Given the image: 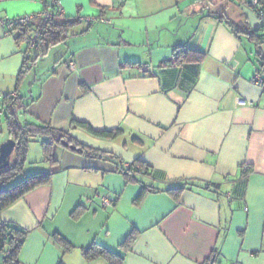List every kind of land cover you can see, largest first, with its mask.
Wrapping results in <instances>:
<instances>
[{"label":"crops","instance_id":"0c3cea01","mask_svg":"<svg viewBox=\"0 0 264 264\" xmlns=\"http://www.w3.org/2000/svg\"><path fill=\"white\" fill-rule=\"evenodd\" d=\"M47 1L64 11L55 23H75L64 42L32 53L18 118L108 155L56 145L48 162L41 142L30 144L24 169L52 173V182L1 213L27 232L18 264H109L83 258L94 244L123 264H204L213 255L215 264H264V90L255 81L264 43L257 48L216 18L261 29L246 0ZM43 9L42 0H0V95L15 94L26 49L2 21ZM179 48L204 59L178 63ZM237 97L253 106H236ZM75 122L123 134L104 139ZM136 162L149 175L129 181L120 165ZM189 183L197 186L181 188ZM105 197L114 203L104 206Z\"/></svg>","mask_w":264,"mask_h":264},{"label":"trees","instance_id":"16d2710c","mask_svg":"<svg viewBox=\"0 0 264 264\" xmlns=\"http://www.w3.org/2000/svg\"><path fill=\"white\" fill-rule=\"evenodd\" d=\"M246 3L251 8L252 4L250 3V0H246ZM44 4V7L53 9V11H56L58 7V3L55 1L50 4L47 0H44ZM56 18H59V16H56L46 25V29L41 41L35 48L37 49V47L42 44L43 48L46 49L43 55H45L47 50L51 47L64 42L67 39L70 25L75 23L68 21L62 24H57L55 23ZM216 18L219 21L224 22L236 36L245 37L250 42H254V44L257 45V48H259V45L264 43V33H262V35L259 33L260 30L264 32V26L261 25V29L256 30L243 29L237 23L223 15H216ZM34 29V24L18 28L19 36L16 38L17 42L19 44L24 42L25 39L31 35ZM174 55L178 63H183L186 60L202 61L204 59V54L202 53L193 50L186 51L180 48ZM29 62L30 66L28 67L23 64L22 73L18 77V88L15 92L17 96L13 97L12 94L0 95V109L3 111L9 138L14 139L17 143L14 151V162L11 160L10 166L0 171V251L5 254L4 264H18V257L24 245L27 232L13 224L2 222V211L16 203L29 192L40 186L49 185L52 182V173L45 172L29 174L16 181V178L21 174L26 164L30 144L34 141H40L43 148L44 160L48 162H53L52 151L56 145H62L66 148L72 149L73 151L85 154L90 157H103L108 155L78 143L68 133L54 129L49 125L21 123L18 116L25 104L22 102L21 97L19 96V86L27 70L29 71L36 63V59L34 60V58H31ZM258 72L264 76V58L262 59V64L258 69ZM73 126L83 128L97 137L109 140H115L123 134L122 129L111 131H95L88 124L80 122L73 123ZM125 164L126 163H122V166L120 165V171L129 181L137 180L136 176L138 175H149V168L142 162L129 164V167L127 168L124 167ZM243 169L247 173L250 172L249 166L243 167ZM186 185L197 186V184L189 183L181 185V188L186 187ZM177 189L179 190L180 188H173L169 191H176ZM84 211L85 209L80 206L74 211L72 217L77 220L81 217ZM55 238L66 252L72 251L74 249V247L64 238L60 236H55ZM132 240L133 238L129 237L126 245H129ZM82 256L87 262H92L100 257H103L108 260L109 264H123V259L117 254L110 252L96 244L88 248H84L82 250ZM204 264H215V256L213 255L211 258L206 260Z\"/></svg>","mask_w":264,"mask_h":264},{"label":"built area","instance_id":"2783aa9c","mask_svg":"<svg viewBox=\"0 0 264 264\" xmlns=\"http://www.w3.org/2000/svg\"><path fill=\"white\" fill-rule=\"evenodd\" d=\"M42 3H44V0H42ZM251 8L258 17L260 23L262 26H264V4L263 0H250ZM45 5V4H44ZM64 14V11L62 7L58 4V7L56 11H53V9L46 8L37 13L32 14L28 16H21L13 19H7L3 20L2 24L4 27L5 34L7 36H13V33L18 30V28L28 25H35L34 31L31 33L30 36H28L25 39L26 49L23 52L24 56V65L26 67L30 66L29 60L31 59L32 53L38 43L41 41V38L45 32L46 25L52 21L56 16H62ZM102 21H105L102 19ZM71 68H75V64L71 63ZM255 81L257 84H259L262 89L264 90V76L258 72L256 75ZM13 97H16V94H12ZM236 106H253V102L249 100H245L244 98L237 97L236 98ZM3 114V111L0 109V118ZM125 168L129 167V164L126 163L124 165ZM102 203L104 206H111L114 203V199L110 197H105L102 200Z\"/></svg>","mask_w":264,"mask_h":264},{"label":"water","instance_id":"95a60500","mask_svg":"<svg viewBox=\"0 0 264 264\" xmlns=\"http://www.w3.org/2000/svg\"><path fill=\"white\" fill-rule=\"evenodd\" d=\"M16 145V141L11 138L0 145V171L10 166L11 157L15 151Z\"/></svg>","mask_w":264,"mask_h":264},{"label":"rangeland","instance_id":"374dc122","mask_svg":"<svg viewBox=\"0 0 264 264\" xmlns=\"http://www.w3.org/2000/svg\"><path fill=\"white\" fill-rule=\"evenodd\" d=\"M54 48H56V47H54ZM54 48H52L51 49L52 51H50V53L45 56V58H47V60H51L53 58L55 52H57V51H53ZM56 50H61V49H60V47H57ZM33 54H34V52H33ZM46 62H48V61H46ZM4 123H5V118L3 116L1 118V120H0V145L8 139V131L6 130V127L4 126ZM35 142H38V141H35ZM38 146H40V145H38ZM14 155L15 154L13 153L12 154V157H11L12 162H14V160H15V156ZM29 166H31V164H28L27 167H26V169H23V171L21 172V174L16 178V181L22 179L26 175H29V174H27L28 171H29Z\"/></svg>","mask_w":264,"mask_h":264}]
</instances>
